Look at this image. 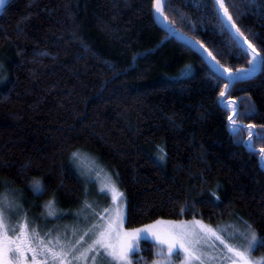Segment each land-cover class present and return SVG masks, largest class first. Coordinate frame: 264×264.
I'll use <instances>...</instances> for the list:
<instances>
[{"label": "trees", "instance_id": "trees-1", "mask_svg": "<svg viewBox=\"0 0 264 264\" xmlns=\"http://www.w3.org/2000/svg\"><path fill=\"white\" fill-rule=\"evenodd\" d=\"M154 2L3 5L0 197L37 210L53 197L74 208L85 186L71 156L85 152L118 174L128 229L236 216L264 240V71L233 82L223 99L238 104L231 123L242 128L234 134L228 119L235 105L219 101L227 81L174 34L194 39L232 72L247 69L251 56L222 29L212 0H169V31L157 26ZM224 3L264 57L261 0Z\"/></svg>", "mask_w": 264, "mask_h": 264}, {"label": "snow or ice", "instance_id": "snow-or-ice-1", "mask_svg": "<svg viewBox=\"0 0 264 264\" xmlns=\"http://www.w3.org/2000/svg\"><path fill=\"white\" fill-rule=\"evenodd\" d=\"M212 2L214 7L218 5L216 14L220 19L222 29L228 31L237 40H241L242 43H247L246 40L241 39L243 34L236 24L229 23L232 21V16L229 15L224 0H212ZM256 2L257 0H249V4H255ZM6 3L7 0H0V12H2L3 5ZM261 3L264 5V0H261ZM163 6H169V0H163ZM221 9L223 10V16L220 15ZM155 12L157 15L161 14L159 0ZM232 29H235V33H232ZM201 47L203 46L201 45ZM248 49L251 50L252 54L251 59L248 61L249 67L238 69L237 73H247L250 78V74L254 73L257 67L264 71V57L260 56V52L251 43H247V49L243 50L244 55L249 54ZM208 55L211 56L212 54L208 53ZM224 71L228 72L229 77L234 82L243 79V77L229 72L226 68ZM233 86L234 83L231 85L226 84V88ZM220 95L223 98L226 92L222 91ZM229 119L231 121L233 118L229 117ZM241 128L242 126L233 123L231 131L236 134ZM249 136L250 138L254 136L251 126H249ZM246 143L251 146L252 140L250 139ZM72 155L74 159H79L81 153L74 152ZM160 158L163 159V157ZM260 163L264 166V157H262ZM118 184V174L109 177V184L101 189V194L107 196L109 192L113 193L112 206L105 209L103 215L100 216L102 222L87 227L80 239L74 243L67 240V237L60 235H57L54 240L48 239L51 236V230L42 235L39 229L30 226L27 218L22 225L9 226L7 223L8 217L13 215L20 205H14L7 195L0 197V264H22L23 261L27 260L29 252L32 253L33 264H36L38 256H44L46 262L51 259L53 264H56L57 261H65L69 256H72V260L68 261V264H86L88 260H91V264H142V262L146 264L143 256L136 260L131 258L142 251L141 242H154L157 247V264H159L160 259H163L166 264H172V258H179L181 251L184 253V264H194L197 259H200L201 264H204L203 252L209 247L215 248L217 246L215 241L224 244L227 251L232 254L227 256L226 259H238L240 264H264V258L256 262L248 260L249 252L257 247L264 246V240L258 239L255 233H252L247 248L240 251L225 242L222 238L223 229H213L208 225H204L200 220L179 225L168 222L163 229L158 227L162 222L157 221L154 225L125 230L126 208L122 204L124 193L119 190ZM33 191L36 193L43 191L40 182H33ZM54 205V200L46 203L47 215L48 217L59 218ZM92 209L93 205L87 202L82 206V211ZM96 215V211L93 210L92 218L95 219ZM78 216L79 214H77V218ZM188 227H191L190 232L186 230ZM10 235L14 236V239H9ZM85 238L90 243L87 248L81 251L76 246L81 244ZM165 247H167V255L164 253ZM90 252L95 253V255L89 256L88 253Z\"/></svg>", "mask_w": 264, "mask_h": 264}, {"label": "rangeland", "instance_id": "rangeland-1", "mask_svg": "<svg viewBox=\"0 0 264 264\" xmlns=\"http://www.w3.org/2000/svg\"><path fill=\"white\" fill-rule=\"evenodd\" d=\"M71 162L85 186V188H83L82 198L78 202V205L74 208L65 209L60 205L59 202H57L56 198L48 197L45 200L44 205H41V207L37 210L35 208H30V202L28 200L24 199V201L10 198L14 205L18 204L20 207L13 215L8 217L7 223L9 226L22 225L27 218L30 226L32 228L39 229L42 235L48 233L51 230V236L48 237V239L54 240L57 235H60L67 237V240H70L74 243L76 240L80 239V236L84 234L87 227H91V225L96 224L97 222H102L100 221V216L103 215L105 209L112 206L113 193L109 192V194L105 196L101 194V189H104L106 185L109 184V177L114 176L115 174H112V172L109 171L102 163L94 160L88 155V153L86 154L85 152L81 153L79 159H74L72 155ZM35 194L38 195L40 193L35 192ZM3 196H5V194ZM50 200L55 201L54 207L59 218L48 217L45 205ZM85 202L93 205V209L82 211V206ZM122 204L126 208L125 198ZM93 210L97 213L95 219L92 218ZM77 214H79L78 218ZM196 220H200L204 225H208L213 229H223L224 232L222 238L225 240V242L240 251H244L247 248L248 241L251 240L252 233H255L250 225L243 223L236 216L225 218L224 220H221L213 225L197 218H191L190 220L158 219L157 221L162 222L158 227L163 229L168 224V222H174L176 225H179L181 223L189 224V222H194ZM157 221L136 227L135 229L143 228L147 225H154ZM124 228L125 230H132L126 228L125 223ZM186 230L190 232L191 227H188ZM9 239H14V236L10 235ZM89 243L90 241L85 238V240L76 247L82 251L84 248L88 247ZM151 243L152 244L149 242H141L140 246L142 251L131 258L136 260L140 256H143L146 264H157V247L155 246L154 242ZM215 244L217 245L215 248L209 247L203 252L204 264H240L238 259H226L227 256H231L232 254L227 251V248H225L224 244H221L220 241H215ZM164 253L167 255V247H165ZM149 254H152L151 258H148ZM88 255L92 256L95 255V253L90 252ZM262 258H264V251L261 250L260 247H257L255 250L248 253V260L250 262L260 261ZM71 260L72 256H69L67 260L57 261L56 264H68V261ZM22 264H33L32 253L29 252L27 254V260L23 261ZM36 264H53V262L51 259L47 260L46 262L44 256H38L36 258ZM86 264H91V260H88ZM159 264H166V262L163 259H160ZM172 264H184L183 251L180 252L179 258H172ZM194 264H201L200 259L194 261Z\"/></svg>", "mask_w": 264, "mask_h": 264}, {"label": "water", "instance_id": "water-1", "mask_svg": "<svg viewBox=\"0 0 264 264\" xmlns=\"http://www.w3.org/2000/svg\"><path fill=\"white\" fill-rule=\"evenodd\" d=\"M157 3H158V0H155V2H154L155 5H154V9H153V16L155 17L156 24H157L158 27H161L163 30L169 31L170 30V26L168 25V22L166 20L165 15H163V7H164L163 6V0H159L160 6H161V14L160 15H157L156 12H155V8L157 6ZM216 7H218V5ZM220 15L223 16V10L222 9L220 10ZM225 19H226V17H225ZM229 23H232V22H229ZM231 31H232V33H235V29H232ZM174 37H176L180 42H184L188 47H191L193 50H196L198 52V54L200 55V57L203 58L204 61H205V63H207V65L210 67V69H212L216 74H218L220 77H222L223 79H225L229 85L233 84L234 81H233L232 78L229 77L228 72H225L224 71V68H222L219 65V63L216 62L215 59L212 58V56H209L208 55L209 51L208 50L205 51L206 48L201 47V44L200 43H198L194 39H191L190 37H188V36H186L184 34H174ZM241 39L242 40H245L243 37ZM237 41L239 42L240 45H242L244 47V49H247V43H242L241 40H237ZM248 53H249V56L252 55L250 49H248ZM260 69L261 68L257 67V69H256V71L254 73L259 72ZM229 72L234 73V74H237V75L243 77V79L249 78V74H247V73H237V71L236 72L229 71ZM252 74L253 73H251L250 76ZM229 89H230V87L224 89V92H226V95L223 98L220 97V100L219 101L223 105L229 104L228 102L233 103L235 105V108L231 112V115H230V117L233 118L236 115V113H237V109H238L237 102L232 101V100H230L228 102H226V101L224 102L223 101V99L229 93ZM228 122H229V124L233 125L231 123L230 119H228ZM253 131H254V129L252 130V133H253ZM260 161H261V159H260Z\"/></svg>", "mask_w": 264, "mask_h": 264}]
</instances>
